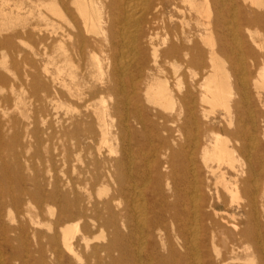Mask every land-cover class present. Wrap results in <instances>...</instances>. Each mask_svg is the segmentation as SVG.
Masks as SVG:
<instances>
[{"label":"bare ground","instance_id":"obj_1","mask_svg":"<svg viewBox=\"0 0 264 264\" xmlns=\"http://www.w3.org/2000/svg\"><path fill=\"white\" fill-rule=\"evenodd\" d=\"M11 1L0 6V35L11 22L20 29L11 25L0 50L21 60V85L36 83L43 121L50 64L35 58L52 48L53 80L67 93L53 105L76 114L62 135L88 161L77 181L55 178L39 192L56 207L54 232H33L32 249L23 226L3 221L6 204L36 195L20 186L12 196L2 164L8 264H264V0ZM167 9L186 27L164 26L160 38ZM14 40H32L30 56ZM1 128L0 147L9 145Z\"/></svg>","mask_w":264,"mask_h":264},{"label":"rangeland","instance_id":"obj_2","mask_svg":"<svg viewBox=\"0 0 264 264\" xmlns=\"http://www.w3.org/2000/svg\"><path fill=\"white\" fill-rule=\"evenodd\" d=\"M2 3L7 6L13 4L11 0H0V6ZM32 5L31 1H26L25 3L27 8ZM186 13L184 16H187ZM170 15L174 17L171 21L168 19ZM161 18V16H158L157 24L155 25L156 32L160 34V38L165 35L162 29L164 26H169L171 29L176 30H180L183 26V15L175 11L170 12L167 9L164 17ZM2 24L0 23V29L1 27L2 29L5 28ZM11 25H13L12 29H20L17 23L11 22L6 25L7 31H1L0 38L8 36L12 32ZM191 25H194V23L191 22ZM183 27H186L185 23ZM31 42L32 40H26L25 44H22L14 40L13 44L23 54L30 56ZM161 42L162 39L158 43ZM39 52L40 55L35 58L38 64L40 66L47 63L50 64L47 66L48 73H42V82L46 86L45 95L48 97L44 104V112L41 114L44 117V119L42 118L43 121L40 118V106L34 96L36 83L30 80L21 85V70H15L14 68V64L17 62L21 63V60L16 58L14 52L6 53V51L0 50V76L2 75L4 80L0 81V128L3 127V129L1 128V130H4L2 135L9 142V145L0 147V168L5 162L9 170L7 182L10 189H7V191L12 196L21 194L20 186L25 187L28 192L36 195L22 196V203L18 209L11 202L6 204L5 212H10V219L5 218L3 222L6 227H24L25 232L21 233L19 237L27 242L25 245L28 249H32V245L35 242V238L32 236L33 232H41L46 236H50L54 232L49 230L48 223L52 221L50 213H55L56 207L42 202L40 199L37 202V197H39L41 191L42 193H51L53 188L50 182L55 178H58L63 185L69 178L77 181L78 172L83 171L88 161L84 153L80 155L72 153L71 149L69 150V142L62 135L63 130L69 129L70 116H75L76 114L68 112L65 107L57 108L53 105L52 99L57 100L60 98L65 101L67 93L60 81L53 80L56 76V71L55 67L51 65V59L54 57L52 48L49 46L45 50V54L42 49ZM166 70L168 77H171L173 75L172 68L167 65ZM35 131H37V134H35ZM14 138H18L16 143L12 142ZM110 147L115 151L119 150L118 143L114 140L111 141ZM104 153L107 156L105 150ZM113 157L116 156L114 155ZM10 170L22 171L18 174H12ZM85 176L82 175L81 179ZM17 177H24L28 181H26L24 186L23 184L20 185L17 183ZM38 184H41V186L39 187ZM61 192L65 194L67 191L63 187ZM30 220L34 222L41 221V225H32ZM9 236L12 239L16 238V236L11 234ZM2 241L3 238L0 236V258H2L4 264H8L13 252L4 246ZM42 242L46 245V238H42ZM15 247L20 250L19 244L15 243ZM68 260L69 255L64 252L63 263Z\"/></svg>","mask_w":264,"mask_h":264}]
</instances>
